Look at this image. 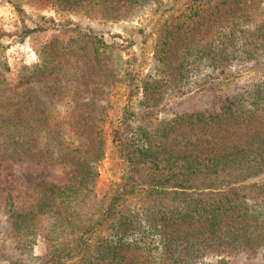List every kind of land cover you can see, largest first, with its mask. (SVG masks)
<instances>
[{
  "label": "rangeland",
  "instance_id": "rangeland-1",
  "mask_svg": "<svg viewBox=\"0 0 264 264\" xmlns=\"http://www.w3.org/2000/svg\"><path fill=\"white\" fill-rule=\"evenodd\" d=\"M257 1L0 0V70L5 75V82L0 86V112L17 100H40L43 113L40 118H48V126L38 127L35 137L39 138L40 145L49 140L54 146L52 158L69 149H78L88 157L95 132L101 130L104 158L93 164L98 175L89 186L92 192L82 212L90 216L126 172L113 135L128 103L126 75L131 64L139 79L152 80L156 76L160 81L159 106L151 118L140 123L150 131L161 128L163 123L183 112L205 108L219 111L220 105L215 102L218 98L197 90L204 91L214 77L215 80L225 78L224 74L213 76L214 69L221 72L250 67L256 60H264L263 52L259 59L239 57L243 48L252 47L243 45L249 37L247 33L257 24L264 28V14H260L263 10L260 13L253 10ZM244 6H250L247 11L254 13L255 18L242 19L247 15ZM43 24L51 27L22 36L24 30ZM166 40L168 43L173 40L172 48H163ZM130 42L132 45L126 48ZM188 48L194 50L187 54ZM206 48H238V55L220 60L218 57L224 52L216 57L213 53L203 56ZM249 77L244 74L236 81L247 82ZM140 98L141 94L133 98L134 107ZM38 123L41 122L34 124ZM185 129L183 136L193 142L201 135L199 128ZM175 136L177 132L171 134V142ZM72 168L68 160L50 163L45 155L3 159L0 164V264H48L58 254L59 244L71 239L69 233H62V226L55 225L51 215L40 214L34 207L41 196L38 185L63 186ZM165 204L172 205H162L144 196H131L123 204L122 212L134 217L130 235L123 240L138 246L141 264H166L170 260L164 257L160 235L149 228L147 219L155 210L165 209ZM13 210L22 214L34 212L28 216L27 230L14 227ZM111 240L117 242L118 236L113 223H108L94 235L89 251L64 264L98 262ZM213 251L208 249L184 264L220 261L221 264H264V248Z\"/></svg>",
  "mask_w": 264,
  "mask_h": 264
},
{
  "label": "trees",
  "instance_id": "trees-1",
  "mask_svg": "<svg viewBox=\"0 0 264 264\" xmlns=\"http://www.w3.org/2000/svg\"><path fill=\"white\" fill-rule=\"evenodd\" d=\"M263 4L264 0H258L253 4V10L264 12ZM249 8H243L247 14L242 16L244 21L255 18L254 13L247 11ZM50 21L56 23L53 18ZM59 25L65 27L64 23ZM260 25L254 27L256 31L247 33L249 37L243 45L252 47L243 48L239 55L242 60L259 59L264 53V28ZM49 27L43 24L26 29L22 36ZM166 42L163 48L174 45L173 40ZM131 45L130 42L125 47ZM237 49L206 48L202 53L203 56L213 53L216 57L224 52L218 57L221 60L224 56L229 59L230 55H238ZM192 50L185 51L190 54ZM131 66L126 75L128 103L113 135L126 172L90 216L82 215V212L85 200L92 192L89 186L98 175L93 164L104 158L101 130L95 132L88 157L78 149H69L52 158L54 146L49 140L40 145L39 138L35 137L40 130L38 127L48 126V118H40V100H17L16 104L11 103L8 109L0 112V164L5 158L45 155L50 163L68 160L73 166L65 185H38L41 196L34 209L40 214L51 215L55 225L62 226V233H69L71 238L59 244L58 254L48 264H64L79 258L89 251L94 235L108 223H113L118 240L106 244L100 260L92 264H101V260H105L104 264H132L134 259L133 264H141L138 246L123 240L130 235L134 222L133 216L122 212L123 204L131 196H144L162 205L172 204L171 207L165 204V209L155 210L147 217L149 228L160 235L164 257L170 259L166 264H184L189 258L202 256L208 249L223 253L225 250L264 248V60H256L250 67L228 68L221 72L214 69L213 76L224 74L225 78L215 80L214 77L204 91H197L218 98L215 102L220 105V110L205 108L183 112L155 131L140 123L151 118L155 107L159 106L160 81L156 76L152 80L139 79L134 64ZM244 74L250 75L249 80L237 82ZM4 76L1 69L0 86L5 82ZM140 94L138 105L134 107L133 98ZM39 121L41 123L34 124ZM185 128H199L200 137L194 142L186 138L183 136ZM176 132L178 136L171 142V134ZM20 212H11L12 224L27 230L28 216L34 212Z\"/></svg>",
  "mask_w": 264,
  "mask_h": 264
}]
</instances>
